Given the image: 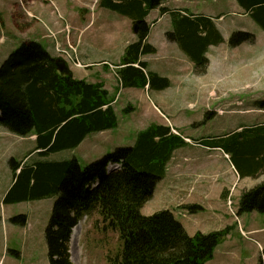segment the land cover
I'll return each instance as SVG.
<instances>
[{
  "label": "trees",
  "instance_id": "trees-1",
  "mask_svg": "<svg viewBox=\"0 0 264 264\" xmlns=\"http://www.w3.org/2000/svg\"><path fill=\"white\" fill-rule=\"evenodd\" d=\"M167 1L100 0L102 7L141 22L137 41L127 45L117 66L123 88H170V79L149 69L142 59L157 52L148 42L150 26L145 19L153 10L171 12L162 7ZM237 3L264 30V0ZM171 17L178 23L165 34L167 41L177 43L194 63L195 75H205L210 65L206 53L210 46L223 42L221 33L212 19L202 14L175 11ZM255 42L256 36L243 30L234 31L229 39L232 48ZM113 102L103 82L76 79L68 64L41 43L26 42L12 52L0 67V127L21 137L36 136V149L26 160L10 159L13 183L4 204L59 194L45 230L49 264H73V229L84 216L96 211L119 232L123 242L122 252L112 264H207L216 247L230 235V227L191 236L171 211L141 214L174 152L185 144L183 135L175 134L170 126L153 123L137 133L134 145L117 147L84 168L76 158L35 159V155L46 157L76 148L87 135L117 127L119 118ZM256 106L264 110V99ZM229 143H224L225 149ZM232 152L239 174L264 175V138L237 144ZM114 164L120 167L109 169ZM198 209L197 205L188 206L191 214ZM252 212L264 214V181L241 195L238 214ZM12 222L25 225L26 216ZM258 264H264V250Z\"/></svg>",
  "mask_w": 264,
  "mask_h": 264
},
{
  "label": "rangeland",
  "instance_id": "rangeland-1",
  "mask_svg": "<svg viewBox=\"0 0 264 264\" xmlns=\"http://www.w3.org/2000/svg\"><path fill=\"white\" fill-rule=\"evenodd\" d=\"M183 1L187 5L185 7H188L192 12L198 11V13L213 15V17L222 16V18L216 19V25L225 40L224 45L220 49L227 48L231 50L232 48L229 45L231 34L237 30H244L256 36L257 45L255 47L253 45L247 46V48L261 49L264 57V30L256 23L253 17L243 15L242 8L238 5L237 0ZM172 2L178 4L176 2H179V0H173ZM16 6L18 7V3L13 6H7L0 0V67L12 52L23 43L31 41H23L24 39H29L32 35L31 28L45 27L46 38L50 40H53V37L57 38L59 35L54 28L64 27V33L66 32L68 37L71 33V27L66 24L67 20L65 18L63 22L57 21V25L53 28L49 25L51 20L43 19L38 14L36 15L37 17L32 16L35 18L34 21H26L25 16L28 10L23 8L22 5L20 6L21 8L18 7L19 9ZM108 12L106 21L112 22L121 16L110 10ZM166 26L167 22L164 21L154 31L152 42L159 45L161 53L159 57L150 56L149 61L154 70L158 63L170 64L162 67L161 73L170 79L171 86L163 91H152L150 100L143 89L123 91L124 95L120 104L117 105V109L121 110L122 108L127 109L130 107H142V109L137 110L136 113L133 110L125 113L120 111L119 117L122 122L125 120L128 126L135 128L136 126L146 127L150 123L164 121L154 109H152L153 111H145L144 109L146 103L150 108H153L152 103L157 104L161 101L172 103L171 106L173 108H181L179 118H185L190 121L191 125L187 128L186 134L193 138L201 136L204 139H209L212 135L223 136L229 125L234 123L243 124L248 119H251L253 115L247 112L250 107L254 106V98L251 93L256 92L258 88L264 90V82H248L247 75L242 72V63L246 61V59L241 57L242 50H239L238 53L227 55L230 57L226 58L225 65H223V60L212 57V65L209 66L207 73L203 76H197L193 72L194 63L183 58L173 59L171 52L158 42V31ZM162 39L164 42L169 43L165 34L161 35ZM69 41L73 44L71 40ZM55 56L57 57L56 54ZM98 59V57H94L93 61H99ZM105 59L107 61L105 64H118L112 54H105ZM259 59L261 64L264 65V59L261 57ZM254 60L257 59L251 61ZM233 61L235 64H230ZM70 66L75 68L72 64ZM102 67H97L93 72H97V70L101 72ZM174 70L177 72H174ZM248 86L250 88L253 87V91ZM262 99H264V94ZM217 113H219L218 116L216 115ZM2 132L0 129V264H49L45 230L51 217L53 205L59 194L53 193L39 200L4 204V198L13 180V174L9 166L10 159L14 158L17 161H23L36 147V144L28 137L21 138L12 133L2 134ZM125 143H129V139H126ZM221 143H228V141L225 140ZM66 152L63 151L58 155L51 154L46 157L36 155L35 159L37 161H52L58 157L65 156ZM100 158H95L93 161ZM91 162L81 159L80 166L84 168ZM227 170L231 173L230 167H227ZM262 181H264V177L260 180H246L241 185L237 184L236 190L233 191V200L234 197L237 200L244 191L257 186ZM161 188L162 184L159 183L154 197L144 205L141 209V214L152 215L169 208L167 205L170 204L168 195L166 191L161 194ZM235 210H237L236 206ZM219 211V215L235 227V238L240 241L237 223L229 214L228 208L220 205ZM213 213V211L198 210L196 214H190L188 217L179 219L183 221L189 233L194 234L200 231L207 234L218 230V226H212L213 223L210 222L213 219ZM22 215L26 216L27 222L25 225L12 222V219ZM189 219L192 221L190 226ZM240 219L241 222L254 225L259 230L264 229V214L257 212L244 213L240 215ZM261 232L263 234H255L253 238L264 246V231ZM232 234H234V230ZM243 242L251 253L252 261H247L245 257L237 259L230 254H224L222 256L215 255L209 264H258L261 255L258 246L249 240H244ZM122 247L123 243L120 241L119 232L111 227L107 221H104L99 211H96L89 219L83 218L80 221L77 233L74 232L72 236V261L73 264H111V259L121 254Z\"/></svg>",
  "mask_w": 264,
  "mask_h": 264
},
{
  "label": "crops",
  "instance_id": "crops-1",
  "mask_svg": "<svg viewBox=\"0 0 264 264\" xmlns=\"http://www.w3.org/2000/svg\"><path fill=\"white\" fill-rule=\"evenodd\" d=\"M172 1L173 0L163 5L171 12L189 9L188 7H185L187 5L183 0L176 2L178 4H174ZM2 2L7 6H13L15 3H18L19 8H21L20 6L22 5L23 8L28 10L27 15L25 16V19H27L26 21H34L35 18L32 16L37 17L36 15L38 14L43 19L51 20L49 25L53 28L57 25V21H59V14L63 15L67 20L66 24L71 27V33L68 38L66 32L64 33V27L54 28V30L59 33L57 42L62 46H66L70 39L71 42L77 46V54L80 61L87 66L85 69L70 67L74 76L90 83L103 82L105 88L112 95L120 94L116 103L117 105L121 102L124 95L123 91H131V89L120 88L119 80L116 78V71H113V69L117 68L116 66L120 63L127 45L131 42L137 41V36L132 31L133 21L129 17L120 16L112 22L106 21V16L109 12L107 9L102 8L99 5V0H53L55 6L49 3L50 0H2ZM18 7L16 6V8ZM171 12L161 15L159 10H154L146 19L148 24H150V18L152 19V22H156L154 26L150 28L148 41L157 48V53L144 56L142 59L148 62L149 69L157 72L161 76H165L161 73V68L170 64L158 63L154 70L150 65L149 57H159L161 53L159 45L152 42V36L162 22L166 21L167 26L158 31V42L171 52V57L173 59L183 58L190 60L177 43H166L163 39L161 40V35L168 31H173L175 25L178 23L177 18L173 21ZM196 12L198 11H195L193 14H197ZM243 13L244 16H251L244 11ZM208 16L213 17V15ZM31 33L32 35L30 38L32 39H24L23 41L31 40L39 42L47 51L52 55H55V41L54 39L50 40L46 38L45 27L31 28ZM222 45H224V42L221 45H213L209 47L207 56L210 60V65H212V57L223 60V65H225L226 58L230 57L227 55L238 53L239 50H242L241 57L242 59H246V61L242 63V72L247 75L248 82H264V65L261 64V60L259 59V57L264 59L261 49L256 50L247 48V46H251L250 44H243L231 50H228L227 48L220 49ZM256 45L257 42L253 46L255 47ZM107 53L112 54L116 58V61H118V64L115 63L116 65H112L107 63L108 65H105L107 62L105 61V54ZM94 57H98L99 61H93ZM253 59L257 60L251 61ZM230 64H235V62H230ZM100 66H103L101 72L99 70L93 72ZM174 72L177 71L174 70ZM248 87L253 91V87ZM151 92L152 91L146 92L148 99H151ZM263 94L264 90L259 88L256 92L251 93L254 98V104L256 101L263 98ZM171 104L172 103L166 101H161L157 104L152 103L153 108H150L146 103V108L150 111H153L152 109H154V111L156 110L160 115L164 114L170 119L176 130L183 133L185 137H190L186 134L187 128L191 125L190 121L185 118L180 119L179 114L181 108H173ZM116 110L119 112V109ZM247 112L253 115L252 118L248 119V121L243 124L234 123L229 125L227 131H225V134L227 135L225 138L220 139L218 135H212L209 139H204L201 136H196L195 138L190 137L192 138V141L186 138L185 145L175 151L165 169L161 181V194L166 191L170 202V204H167L169 210L181 211L185 206L197 204L201 206L204 211L214 212L213 219L210 222L213 223L212 226L217 225L218 230L224 229L228 226H232V229L235 228L231 223L219 215V206L222 205L223 207H226L227 196L232 190H236L237 184L241 185V183L246 180H260L264 177V175L251 177L239 174V169L236 167L237 164L235 165V160L233 161L234 157L232 151H234L235 145L264 138V111L257 110L254 105L253 107H250ZM216 115L218 116V114ZM160 124H165V122L160 121ZM0 129L3 131L2 134L9 133L3 128ZM141 129H143V127L132 128L126 124L125 120L122 122L119 118V124L116 128L101 132H93L87 135L78 147L65 150L67 151V154L63 157L56 158L55 160L61 161L76 157L79 161L84 159L85 161L89 160L90 162L95 158L103 156L117 146L133 145L136 133ZM117 135H119V137H117ZM29 138L35 142L34 136ZM126 139H129V143H125ZM225 139H227L226 141H230V143L228 142L230 144L228 145V149H225V144L221 143ZM219 149L228 152L230 156H232V161L225 159L222 151ZM68 153L70 154L68 155ZM227 167H230L231 173L227 170ZM223 193L226 197H223ZM239 199L240 197L238 200ZM181 222L183 223V221ZM191 224L192 221L189 219V226ZM183 225L189 233L188 228L184 223ZM241 228L245 232L256 235L263 234L261 231H264V229L259 230L258 227L246 222L241 223ZM233 230L234 234L231 232L227 240L215 249L214 256L230 254L237 259H243V257H245L247 261H252L251 253L244 245L239 229L237 228L240 241L235 238L236 230ZM189 234L194 235L191 233Z\"/></svg>",
  "mask_w": 264,
  "mask_h": 264
},
{
  "label": "water",
  "instance_id": "water-1",
  "mask_svg": "<svg viewBox=\"0 0 264 264\" xmlns=\"http://www.w3.org/2000/svg\"><path fill=\"white\" fill-rule=\"evenodd\" d=\"M140 23H141L140 21L134 23L133 32L135 34H138Z\"/></svg>",
  "mask_w": 264,
  "mask_h": 264
},
{
  "label": "bare ground",
  "instance_id": "bare-ground-1",
  "mask_svg": "<svg viewBox=\"0 0 264 264\" xmlns=\"http://www.w3.org/2000/svg\"><path fill=\"white\" fill-rule=\"evenodd\" d=\"M3 128V127H2ZM77 231H78V228H75V233H77Z\"/></svg>",
  "mask_w": 264,
  "mask_h": 264
},
{
  "label": "built area",
  "instance_id": "built-area-1",
  "mask_svg": "<svg viewBox=\"0 0 264 264\" xmlns=\"http://www.w3.org/2000/svg\"><path fill=\"white\" fill-rule=\"evenodd\" d=\"M65 52V51H64ZM66 53V52H65Z\"/></svg>",
  "mask_w": 264,
  "mask_h": 264
}]
</instances>
